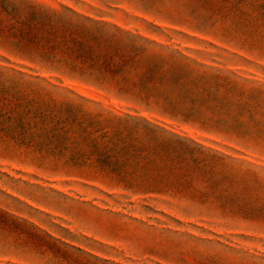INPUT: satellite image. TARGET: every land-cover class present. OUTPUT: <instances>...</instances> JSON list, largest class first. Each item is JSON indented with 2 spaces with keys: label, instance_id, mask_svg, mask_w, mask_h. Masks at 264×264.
<instances>
[{
  "label": "rangeland",
  "instance_id": "1",
  "mask_svg": "<svg viewBox=\"0 0 264 264\" xmlns=\"http://www.w3.org/2000/svg\"><path fill=\"white\" fill-rule=\"evenodd\" d=\"M0 264H264V0H0Z\"/></svg>",
  "mask_w": 264,
  "mask_h": 264
},
{
  "label": "trees",
  "instance_id": "2",
  "mask_svg": "<svg viewBox=\"0 0 264 264\" xmlns=\"http://www.w3.org/2000/svg\"><path fill=\"white\" fill-rule=\"evenodd\" d=\"M71 42H75V43H76L77 41H73V40H72ZM102 66H103V67H107V66H109V65H108V63L105 61V62L102 63Z\"/></svg>",
  "mask_w": 264,
  "mask_h": 264
}]
</instances>
